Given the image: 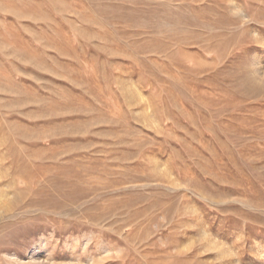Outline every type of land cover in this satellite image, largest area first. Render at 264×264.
Listing matches in <instances>:
<instances>
[{"label": "rangeland", "instance_id": "obj_1", "mask_svg": "<svg viewBox=\"0 0 264 264\" xmlns=\"http://www.w3.org/2000/svg\"><path fill=\"white\" fill-rule=\"evenodd\" d=\"M0 264H264V0H0Z\"/></svg>", "mask_w": 264, "mask_h": 264}]
</instances>
